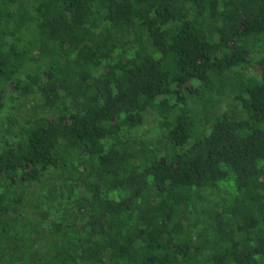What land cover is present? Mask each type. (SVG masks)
<instances>
[{
  "label": "trees",
  "instance_id": "16d2710c",
  "mask_svg": "<svg viewBox=\"0 0 264 264\" xmlns=\"http://www.w3.org/2000/svg\"><path fill=\"white\" fill-rule=\"evenodd\" d=\"M0 264H264V0H0Z\"/></svg>",
  "mask_w": 264,
  "mask_h": 264
}]
</instances>
